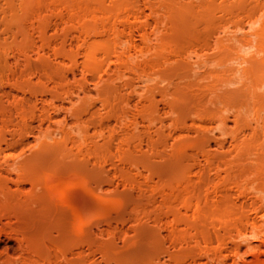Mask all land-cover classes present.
I'll use <instances>...</instances> for the list:
<instances>
[{
  "label": "rangeland",
  "instance_id": "374dc122",
  "mask_svg": "<svg viewBox=\"0 0 264 264\" xmlns=\"http://www.w3.org/2000/svg\"><path fill=\"white\" fill-rule=\"evenodd\" d=\"M261 26L264 0H0V264L203 263L181 231L203 252L224 226L249 236L264 128L246 123L264 106L222 96L244 73L219 66L264 54Z\"/></svg>",
  "mask_w": 264,
  "mask_h": 264
},
{
  "label": "bare ground",
  "instance_id": "6f19581e",
  "mask_svg": "<svg viewBox=\"0 0 264 264\" xmlns=\"http://www.w3.org/2000/svg\"><path fill=\"white\" fill-rule=\"evenodd\" d=\"M238 26H236V28H237ZM243 28V27H242ZM250 28V27H249ZM259 28V27H258ZM258 28H256L257 30H258ZM238 29V28H237ZM254 29V28H253ZM253 29L251 28V30L249 29L248 31L249 32H254L253 33V35L256 37V38H254L253 39V41L251 40V38H253L254 36L251 34H248V35H243V36H241V37H239L242 33L243 34H246L245 33V31L244 32H242L239 36H237V35H233L232 36V39H231V44L229 45V43L227 44V42L230 40V39H226V40H222L224 43H225V45H227V46H222L221 47V49H223V50H225V51H223L224 53H223V55H225L224 56V58L222 57V59L223 60H225L226 61V59L228 58H230L229 57V54H234V51H235V53L236 54H238L237 56H240L241 54L239 53V52H241L240 51V48L241 47H244V46H249L250 45V42L252 41L253 43H256V39H257V41H258V43H256L257 45H258V49H260V47H259V45L262 47V44L261 43H264V26H261L260 27V31L258 30V31H253ZM242 30V29H241ZM235 32H236V30H235ZM237 32H239V30H237ZM236 32V33H237ZM248 32V33H249ZM235 33V34H236ZM239 34V33H238ZM249 36H251V38L249 37ZM253 36V37H252ZM231 38V37H230ZM233 39L235 40L234 42L237 44L238 43V45H235V43L233 44ZM225 41H227V42H225ZM218 44L217 45H219L220 44V46H221V43L220 42H217ZM239 44H240V46H239ZM229 45V46H228ZM234 46H237V47H234ZM263 47H264V45H263ZM238 49V50H237ZM242 49V48H241ZM245 49V48H244ZM255 49H256V51H258L257 50V46L255 47ZM231 51H233V52H231ZM260 51V50H259ZM259 51L258 52H256V54H259ZM262 51V50H261ZM242 52H244V50L242 49ZM253 53V52H252ZM252 53H250V55L252 54ZM262 53V52H261ZM263 53H264V51H263ZM240 54V55H239ZM244 54L245 53H243L242 54V57L244 56ZM255 54V51H254V53H253V57L251 56L250 58H248V62L246 61L245 63L247 64V68L245 67V65H244V61H245V59H241L240 57V59L242 60L241 62H242V65H240L241 64V62L239 63V65L241 66V67H245V69L244 68H241L240 66H237V65H235V66H237V67H233V66H229V67H227L225 64H223V63H221L220 64V66H219V68H223L224 70H223V74L224 75H226L227 77H226V81L228 82V83H231V78L230 77H234V76H238V75H240V77H243L244 76V79H243V81L240 83V84H243V85H240V86H237L236 88H233V89H230V90H226V92H224L225 94H222V96H226L227 97V99L228 100H231V101H233V102H231V103H233V105H234V103L235 104H239L240 105V107H244L245 109L246 108H254V107H262V106H264V94L263 93H261L260 91H258L260 88L259 87H262V85L264 84V66H263V60L264 59H258V58H260L261 56L260 55H264V54H260V55H258V57H255V56H257L256 54ZM246 55V54H245ZM228 56V57H227ZM235 55H233L232 57H234ZM247 56V55H246ZM246 56H244V58L246 57ZM236 57V56H235ZM238 58V57H237ZM238 58V59H239ZM232 59V58H231ZM230 59V60H231ZM235 58H233V60H234ZM238 59H236V62H237V60ZM247 59V58H246ZM232 61V60H231ZM235 62V61H234ZM237 64V63H236ZM244 65V66H243ZM222 66V67H221ZM240 67V68H239ZM243 71V72H242ZM238 73V74H237ZM239 73H241V74H239ZM244 73V75L242 76V74ZM245 74L247 75L246 76V78H245ZM253 74L255 75V76H253ZM247 80V81H246ZM244 81H245V83H244ZM246 82H248V83H246ZM264 87V86H263ZM259 88V89H258ZM258 89V90H257ZM264 89V88H263ZM259 93H258V92ZM261 91H263L264 92V90H261ZM221 94H220V96L219 97H221ZM220 99H222V97L220 98ZM226 98H224V100L226 101L227 100ZM224 100H222V101H224ZM227 100V101H228ZM224 101V102H225ZM229 102V101H228ZM231 105V104H230ZM236 106V105H235ZM251 116H253V115H251ZM247 117V118H246ZM240 119H239V123L241 122V123H243V125H245V123L244 122H247L248 121V116H247V114H246V116L245 117H242V116H240L239 117ZM251 118V117H250ZM250 121H248L246 124H248L249 122H252L253 123V126L255 127H253L252 128V126H251V124L249 123L248 125H250L251 126V130L253 131V132H257L258 131V129L256 130V127H258L259 128V130L260 129H263L264 128V118H258V117H254V118H251V119H249ZM252 120H255V124H254V121H252ZM237 123V122H236ZM243 125H241L242 127H243ZM241 127V128H242ZM244 127H247L248 128V126L246 125V126H244ZM244 127H243V129H244ZM262 127V128H261ZM249 130H250V128H249ZM262 133H263V131H264V129L263 130H260ZM259 132V131H258ZM263 135H264V133H263ZM74 181V180H73ZM71 182V181H70ZM68 184V183H67ZM75 184V183H74ZM59 186V185H58ZM66 186V185H65ZM76 186V185H75ZM67 187V186H66ZM70 187H71V184H70ZM73 187V186H72ZM56 188V187H55ZM75 196V195H74ZM70 199V198H69ZM256 210V209H255ZM258 213H260V214H258L257 215V212L255 211V217L254 218H245V222H244V220H243V222H242V224H243V226L244 225H247L248 227H250V230H248L249 231V233L250 234H248L249 236H247V234H246V230L248 229L247 227L246 228H244L243 229V227L242 228H236V229H239V230H236L235 229V227H234V225H233V227H231L230 226V229H231V231H232V229H233V232L235 233H237V235L236 236H233V234L234 233H232V235H230V233H231V231L227 228V227H220V228H222L223 230H224V233L226 234V237L227 238H229L228 237V235H227V231L229 230L230 231V233H229V236H231L229 239H227V238H225V239H223L224 237L220 234V233H218L221 229H219V231L216 233V234H220V236H218V235H215V236H218V237H221L222 239H223V242L222 241H220L221 240V238L220 239H217V238H215V239H213L214 237H212L211 235L209 236V235H207L208 237H210L209 238V240H211V241H208V243H206V242H203V244L204 243H206V244H209V242H210V244L209 245H212V244H214L215 242H213L214 240H216V241H218V243L219 244H217L216 246H214L213 247V249L212 248H209V249H212V250H209V252H203V250H202V248L205 246V244H204V246H202L201 244H199L198 242H199V240H198V238H199V236H198V238H194L193 236L195 235L196 236V234H194L195 232H193V236H192V230H193V228H194V226L192 227V230L190 231V233H191V236H190V234L188 233V230H187V228H186V231H187V233L189 234V236L191 237V240L194 238L195 240H197V241H189L188 239H190V237H188V239H186L187 238V236L185 235L184 236V231H181V232H183V233H180V234H182V235H180L181 237V239L180 240H178V242H179V244L180 245H182V244H184V245H187L188 246V244H192L193 242H194V244L191 246V247H193V248H191L192 250H194V248H195V251H197V253L196 252H194V253H196L195 255H196V258L197 257H199V258H201V257H203L204 256V258H206L205 259V262L203 261V263L202 262H197V261H195L196 259H194L193 257L192 258H190V260H194L195 262L193 263V264H257L258 262L260 263V262H262V261H259V259L258 258H256L255 257V259L253 258V259H251V260H249V261H247L246 259H244V257L242 256V252L244 253V254H246V253H248V252H244L243 250H242V248H243V246L246 248L245 249V251L246 250H248V251H257V249H259V246H254L253 247V245L251 246L250 245V243H248L249 241V239H247V237H249V238H251V237H253L254 239H257V240H259L260 239V241L261 242H264V211H263V209L262 210H258ZM256 218H259L260 220L262 219L263 220V222L261 223V224H258L257 223V221H256ZM240 222V223H241ZM192 225V224H191ZM191 225L189 226V224H188V229H189V227L191 228ZM184 226H187V225H184ZM236 226V225H235ZM237 227V226H236ZM172 228L173 227H171V234H172ZM214 227H211L210 228V230L211 229H213ZM225 228H227V230L225 231ZM195 229H196V227H195ZM240 229L242 230V233L240 232ZM246 229V230H245ZM174 230V229H173ZM176 230H178V229H176L175 228V230H174V232L176 231ZM180 230V229H179ZM178 230V231H179ZM185 230V229H184ZM209 230V231H210ZM215 230H216V228H215ZM215 230H213V232L215 231ZM234 230H236V231H234ZM245 230V231H244ZM170 231V230H169ZM177 231V232H178ZM194 231H197L198 232V230H194ZM208 230H207V232L206 233H208L209 232ZM228 231V232H229ZM237 231H239V232H237ZM243 231H244V233H243ZM173 232V233H174ZM177 232H175V233H177ZM216 232V231H215ZM174 233V234H175ZM178 233V234H179ZM186 232H185V234H187ZM210 233V232H209ZM235 233V234H236ZM173 234V235H174ZM199 234V233H198ZM211 234V233H210ZM214 234V233H213ZM222 234H223V231H222ZM225 234H223L224 236H225ZM169 235V234H168ZM173 235L171 236L170 235V241H171V243H172V241L174 240V238H172L173 237ZM204 235V236H203ZM176 236H177V234H176ZM176 236H175V239H176V242H177V238H179V237H177L176 238ZM179 236V235H178ZM233 236V237H232ZM186 237V238H185ZM193 237V238H192ZM197 237V236H196ZM204 237H206L205 236V233H202V241H205L204 240ZM211 237H212V239H211ZM171 238H172V240H171ZM207 238V237H206ZM226 239H227V241H229V242H224V240L226 241ZM213 240V241H212ZM220 241V242H219ZM175 242V241H174ZM173 242V243H174ZM188 242H190V243H188ZM192 242V243H191ZM212 243V244H211ZM227 243L229 244V246L227 245ZM177 244V243H176ZM179 244H177V246H179ZM173 245V244H172ZM174 246H176V245H173V246H171L172 248L174 247ZM176 246V248H178V250H179V252H180V250L181 251H183L182 252V254L184 253V255H185V250L187 249L188 251H189V247L187 248V246L185 247V248H183L182 249V246H180V248L179 247H177ZM202 248H201V247ZM207 246V245H206ZM205 246V247H206ZM207 248V247H206ZM256 248V249H255ZM175 249V248H174ZM186 250V251H187ZM188 251L186 252V253H188ZM192 252V251H191ZM193 253V254H194ZM180 254V253H179ZM189 254V253H188ZM177 255V254H176ZM183 255V256H184ZM195 255H193V256H195ZM192 256V255H191ZM191 256H189V257H191ZM171 257V256H170ZM180 257V256H179ZM179 257H177V258H175L176 260H174V258L172 257V258H170L171 259V261H172V259L174 260L173 262L175 263V264H177L178 262L177 261H179V260H181V261H179V264H184V262L183 261H186V260H188L189 258H186V259H184L183 261H182V259L180 258L179 259ZM185 257H186V255H185ZM201 259H203V258H201ZM197 260H200V259H198L197 258ZM204 260V259H203ZM207 260V261H206ZM192 262V261H191ZM190 262V263H191ZM186 263V262H185ZM189 263V262H188ZM258 263V264H259Z\"/></svg>",
  "mask_w": 264,
  "mask_h": 264
}]
</instances>
